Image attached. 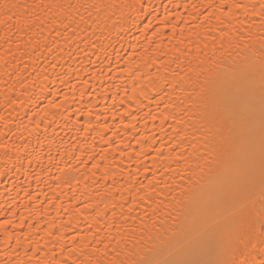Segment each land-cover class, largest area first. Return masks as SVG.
Instances as JSON below:
<instances>
[{
	"label": "bare ground",
	"instance_id": "1",
	"mask_svg": "<svg viewBox=\"0 0 264 264\" xmlns=\"http://www.w3.org/2000/svg\"><path fill=\"white\" fill-rule=\"evenodd\" d=\"M7 2L23 7L0 12V264H107L116 241L124 264H260L258 163L186 221L189 196L248 151L232 119L252 112L258 132L260 75L242 70L259 65L264 0ZM203 125L225 139L208 165ZM185 155L204 167L181 197Z\"/></svg>",
	"mask_w": 264,
	"mask_h": 264
},
{
	"label": "snow or ice",
	"instance_id": "2",
	"mask_svg": "<svg viewBox=\"0 0 264 264\" xmlns=\"http://www.w3.org/2000/svg\"><path fill=\"white\" fill-rule=\"evenodd\" d=\"M20 7L23 6L8 3L7 0H0V12H3L6 16H8L9 20L12 19V16L8 15L12 11V9L20 8ZM262 7H264V5H262ZM65 27H68V25H65ZM258 60H259L258 66L255 63V61H251L246 63L242 70L243 73L247 74L248 76H254L257 71L259 72L260 75L261 111H260L258 132L255 125L254 113L249 112L243 116H239L237 118L232 119V123L229 128L230 135L240 136L241 134H243L245 136V140L248 145V151L245 153L244 159L234 165V168L229 175L223 178L218 177L215 181L209 184L207 190H204L202 188L199 192H196L195 194L189 196L190 204L193 206L191 209H189L187 214L186 223L189 229H191V227L194 225L196 220V217L193 215L194 211L198 210L201 205H206L209 201H213L217 204L224 203L230 196L231 192L239 187L241 181L245 180L246 178L249 179L251 178L252 171L257 166V163L259 165L262 180H264V44H262L259 50ZM173 119H175V117H173ZM213 119H216V117L214 116ZM180 123H183V121H180ZM209 123H212V121L210 120ZM192 127L194 130L191 133V135L193 138H196V132L200 131V129H196L195 125H192ZM202 127L205 129L204 138L208 140V138L211 137V140L209 141L207 155L202 154L199 157V160H203L204 165H208L209 158L212 155L217 153H222L225 150V139H224L223 129L221 127H209L208 125H203ZM185 139L186 140L188 139L187 134H185ZM257 143L259 147L258 158L256 151ZM181 150L184 151L185 153L187 151L186 149L183 148ZM178 158H179V154H178ZM183 160L184 163L187 165V167L185 168V172H187L188 175L187 177H185V175L180 174L179 172L177 173V175L179 176V180L188 184L189 187L184 188L183 184L180 185V187L183 189V191L180 193L181 197L191 193L192 184L198 183V181L193 180V177L198 174L197 170L203 171V167H204V165H201L199 162H197L195 164V167H193V165L189 163L187 155L183 157ZM165 187H170V186L165 184ZM262 192H264V183H262ZM176 199H177L176 196L172 197L173 202H175ZM159 207L160 204L157 203L156 208ZM155 210L156 209L154 208L153 212H155ZM132 211L133 208L130 207L129 212ZM169 215H171V213H169ZM172 219L175 220V217H173ZM141 222L143 224V220ZM154 224L155 222H153V225ZM241 225L247 227L248 230L246 234L250 238L255 235L254 224L248 225L247 222L242 218ZM261 227H264V224H262ZM127 239L132 241L133 243L132 251H135L136 248L135 236L129 234ZM120 242L121 241H116L117 248L112 249L114 253L113 259L111 261H108L107 264H124L123 261L117 260V257L120 255V252L118 250V245ZM108 243L111 244L112 241H109ZM107 246L108 245H105V247ZM97 264H101V262L97 261ZM131 264H198V262L183 258L172 259L169 261L161 262L149 256L142 260L131 262ZM222 264H235V261L222 262ZM260 264H264V260H262Z\"/></svg>",
	"mask_w": 264,
	"mask_h": 264
}]
</instances>
